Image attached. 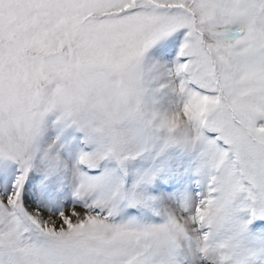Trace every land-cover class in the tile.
Wrapping results in <instances>:
<instances>
[{
	"label": "snow or ice",
	"instance_id": "obj_1",
	"mask_svg": "<svg viewBox=\"0 0 264 264\" xmlns=\"http://www.w3.org/2000/svg\"><path fill=\"white\" fill-rule=\"evenodd\" d=\"M0 264H264V0H0Z\"/></svg>",
	"mask_w": 264,
	"mask_h": 264
}]
</instances>
